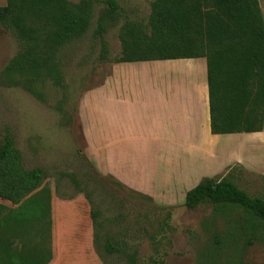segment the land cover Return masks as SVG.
I'll return each instance as SVG.
<instances>
[{
	"label": "rangeland",
	"instance_id": "1",
	"mask_svg": "<svg viewBox=\"0 0 264 264\" xmlns=\"http://www.w3.org/2000/svg\"><path fill=\"white\" fill-rule=\"evenodd\" d=\"M107 1L92 0L87 32L54 49L51 75L45 68L38 78L9 69L23 43L16 31L0 26V152L11 131L25 166L42 167L46 175L27 199L42 206L51 231L29 228L33 253L27 255L39 264H264V221L257 215L208 201L188 209L185 196L193 184L184 185V178L167 186L171 176L163 166L182 169L192 157L163 154L157 142L134 151V143L122 139L111 159L107 137H94L91 100L121 56L125 26L145 28L154 0H116L120 9L114 13ZM258 1L264 16V0ZM224 140L207 139L202 147L212 148L195 155V164L264 198V134ZM20 205L0 198V238L25 225L7 220ZM23 241L18 238L14 249Z\"/></svg>",
	"mask_w": 264,
	"mask_h": 264
},
{
	"label": "trees",
	"instance_id": "2",
	"mask_svg": "<svg viewBox=\"0 0 264 264\" xmlns=\"http://www.w3.org/2000/svg\"><path fill=\"white\" fill-rule=\"evenodd\" d=\"M107 4L113 13L120 9L116 0ZM92 14V0H7L0 6V26L16 31L23 43V52L9 69L38 78L45 68L46 75H51L56 67L54 49L86 33ZM122 42L116 62L205 57L211 132L263 131L264 16L258 0H154L146 27L127 24ZM45 178L42 167L25 166L13 133L7 131L0 152V198L21 203L7 220L25 221V225L18 234L12 231L9 237L0 238V264H39L27 255L33 253L29 228H51L45 223L42 206L28 202L27 197ZM85 196L90 199L89 192ZM206 201L244 206L264 221V198L251 196L231 177H204L186 192L188 209ZM34 221L41 222L38 228ZM18 238L24 241L15 250Z\"/></svg>",
	"mask_w": 264,
	"mask_h": 264
},
{
	"label": "crops",
	"instance_id": "3",
	"mask_svg": "<svg viewBox=\"0 0 264 264\" xmlns=\"http://www.w3.org/2000/svg\"><path fill=\"white\" fill-rule=\"evenodd\" d=\"M207 72L205 57L114 62L106 83L99 86L91 100L94 137H107L111 159L119 154L117 140L122 139L134 143V151L157 142L163 154L190 156V166L180 170L165 165L163 168L171 176L167 186L186 178L184 185L194 187L204 177H210L204 173V166L195 164V155H205L212 148L202 147L207 139L217 142L235 134H248L211 132ZM255 134H264V130ZM113 169L109 168V172L127 182Z\"/></svg>",
	"mask_w": 264,
	"mask_h": 264
}]
</instances>
